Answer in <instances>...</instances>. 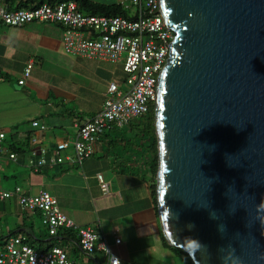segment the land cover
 <instances>
[{
  "label": "water",
  "instance_id": "water-1",
  "mask_svg": "<svg viewBox=\"0 0 264 264\" xmlns=\"http://www.w3.org/2000/svg\"><path fill=\"white\" fill-rule=\"evenodd\" d=\"M160 230L193 264H264V0H157Z\"/></svg>",
  "mask_w": 264,
  "mask_h": 264
},
{
  "label": "crops",
  "instance_id": "crops-1",
  "mask_svg": "<svg viewBox=\"0 0 264 264\" xmlns=\"http://www.w3.org/2000/svg\"><path fill=\"white\" fill-rule=\"evenodd\" d=\"M90 1L115 5L119 0ZM0 4L15 9L6 0ZM29 63L30 74L18 85ZM124 80L120 61L65 54L59 25L10 27L0 23V127L5 135L0 151V189L14 192L19 188L25 195L45 191L56 199L62 214L99 237L94 252L86 256L71 231H57L65 238L50 237L39 213L24 211L12 196L0 199V251L14 237H24L23 243L37 251L60 247L74 264H103L101 244L121 264H149L167 250L161 242L149 181L136 172L132 156L112 150L108 132L116 127L99 136L93 154L80 166L67 161L35 170L30 164L39 159L40 149L48 150L47 157L61 142L68 145L64 155L72 159L77 127L100 111L108 84L124 88ZM12 154L15 157L10 159ZM97 174L107 183V193L100 191ZM115 239L120 243L115 244Z\"/></svg>",
  "mask_w": 264,
  "mask_h": 264
},
{
  "label": "built area",
  "instance_id": "built-area-1",
  "mask_svg": "<svg viewBox=\"0 0 264 264\" xmlns=\"http://www.w3.org/2000/svg\"><path fill=\"white\" fill-rule=\"evenodd\" d=\"M126 16H102L83 14L74 2L47 3L31 8L9 10L0 4V23L10 27H21L30 23L56 24L62 28V45L65 54L108 62H122L125 74L124 88L109 83L100 111L77 127L76 138L71 144L73 158L64 155L68 149L65 142L58 143L45 157L48 150L40 149L39 159L31 167L35 170L45 166H56L69 161L80 166L93 154L99 136L114 127L120 128L131 119L146 115L154 105L157 75L168 58V44L174 31L167 27L157 11V0H119ZM31 63L23 71V79L30 74ZM37 126L36 122L32 123ZM44 130V127H41ZM0 127V151L4 140ZM15 156L9 155L10 159ZM99 189L108 192V185L100 174L96 175ZM16 196L19 206L29 213H39L42 225L50 237L58 230L71 231L81 253L90 256L95 249L98 235L88 228L77 226L62 214L57 201L49 193L40 191L34 195L0 189V199ZM24 237L9 238L0 251V264H74L60 247L37 251L23 243ZM115 244L120 240L115 239ZM104 256L103 264H121L108 248L99 245Z\"/></svg>",
  "mask_w": 264,
  "mask_h": 264
},
{
  "label": "trees",
  "instance_id": "trees-1",
  "mask_svg": "<svg viewBox=\"0 0 264 264\" xmlns=\"http://www.w3.org/2000/svg\"><path fill=\"white\" fill-rule=\"evenodd\" d=\"M6 1L8 5H10L11 7L15 6L14 10L28 8L29 4L30 6L34 7L43 3L54 5L61 2L72 1L76 4L77 9L80 12L87 13L90 15L123 16V17L126 16L125 10L119 4L100 5L93 3L90 0H26L24 3H21V1L19 0H6ZM35 2H37V4H34ZM15 3L17 4L15 5ZM146 116L148 117L146 121V126L145 128L140 129V131L138 130V133L136 134V138L138 140L148 141L147 148L143 152L144 156L145 154L146 156H148V160L144 162L143 157H139V156H134L132 157V159L136 158L133 159L135 160V165L138 166L137 169L135 168L136 172L139 173V175L141 174L142 178H145L146 180L149 181L151 196L153 200L156 201L155 179L157 173V144H156L154 126H153V107L146 114ZM58 237L65 238V236L60 233L57 234L54 238L56 239ZM161 242L164 248L172 252L176 257H178L181 260L182 264H193L190 258L188 257V255L184 251L177 248H171L166 243L162 235H161Z\"/></svg>",
  "mask_w": 264,
  "mask_h": 264
},
{
  "label": "rangeland",
  "instance_id": "rangeland-1",
  "mask_svg": "<svg viewBox=\"0 0 264 264\" xmlns=\"http://www.w3.org/2000/svg\"><path fill=\"white\" fill-rule=\"evenodd\" d=\"M148 117L146 115L131 119L127 124L120 128H114L109 133L110 140L113 141V151H119L123 156L128 154L129 156L143 157L144 162L148 160V156H144V150L147 148L148 141L138 140L136 134L138 130L145 128ZM122 128V129H121ZM136 159V158H133ZM134 168H138L134 164ZM143 169V168H142ZM149 264H182L181 260L176 257L172 252L167 250L163 252V255L156 260H151Z\"/></svg>",
  "mask_w": 264,
  "mask_h": 264
}]
</instances>
